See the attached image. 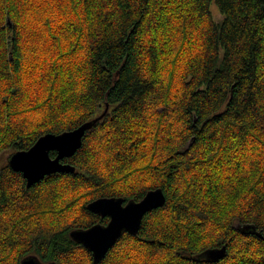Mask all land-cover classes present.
I'll use <instances>...</instances> for the list:
<instances>
[{
  "label": "trees",
  "instance_id": "trees-1",
  "mask_svg": "<svg viewBox=\"0 0 264 264\" xmlns=\"http://www.w3.org/2000/svg\"><path fill=\"white\" fill-rule=\"evenodd\" d=\"M106 111L64 160L74 173L0 176V264H92L70 232L108 223L87 205L135 200L142 179L167 202L100 264H205L217 232L218 264H264V0H0V147ZM89 170L105 187L81 196Z\"/></svg>",
  "mask_w": 264,
  "mask_h": 264
},
{
  "label": "snow or ice",
  "instance_id": "snow-or-ice-1",
  "mask_svg": "<svg viewBox=\"0 0 264 264\" xmlns=\"http://www.w3.org/2000/svg\"><path fill=\"white\" fill-rule=\"evenodd\" d=\"M79 119V118H78ZM84 120H87V115H84ZM79 146L76 137L65 136L59 140L45 141L41 147L37 148L29 155L23 157V161L34 172L43 176L45 173L52 175L55 178L57 168L53 163L56 158L53 156L51 159L48 156V149L55 148L61 154H71L76 151ZM21 158L17 157V161ZM12 162V154L7 148L0 147V176L10 166ZM131 170V169H130ZM76 179L79 181L80 186L85 190L81 191V196H86L88 193L95 194V187H105L104 178H97V175L91 170L86 172L85 176H78ZM94 187L90 188L89 185ZM133 189L136 192L134 199L140 202V206L126 205L121 207L124 203L123 200H101L97 203L93 211L99 213L101 216L111 217L108 223H105L103 227H97L95 230L88 233V236L93 242H99L105 245V251L111 246L112 242L121 237L124 231L131 230L134 225L144 215V211L155 208L158 205L160 191L158 186L153 181L152 183H145L143 179L139 182L132 181ZM132 189H130L131 191ZM79 199L78 197L76 198ZM245 214L248 213V209L242 210ZM83 217H74L76 223H80ZM243 217L241 216V210H237L235 213L229 216H224L219 221V228L224 231L225 234L232 229L234 232L239 230V226L242 223ZM73 222L69 221L71 225ZM74 226V225H73ZM219 236V232L216 233ZM216 236L211 237L215 239ZM211 239L205 240L202 247L206 250V255L202 257L205 264H218L220 259V253L212 248ZM23 256L24 253L22 252ZM24 264H38V261L33 257L32 259H26Z\"/></svg>",
  "mask_w": 264,
  "mask_h": 264
},
{
  "label": "water",
  "instance_id": "water-1",
  "mask_svg": "<svg viewBox=\"0 0 264 264\" xmlns=\"http://www.w3.org/2000/svg\"><path fill=\"white\" fill-rule=\"evenodd\" d=\"M106 113H107V111L103 115H100L98 118L82 124L80 127H78L75 130L66 131V132H63L61 134L47 133V134L41 136L29 150L18 151V152L13 153L12 154V162L10 163V167L15 172L21 173L23 175L24 179L27 181V187L31 188L32 186H34L35 184L44 180L47 176H50V175L48 173H45L43 176H41L39 173L32 171L27 166V164L23 161L22 158L29 155L31 152H33L37 148L41 147L42 143L45 141L59 140L65 136H72V137L77 138L78 144H79V146L77 147L75 152H73L71 154H61L55 148H49L48 149V156L51 159L52 158L51 152L56 153V156H55L56 159L54 161H52L53 163L56 164V168H57L56 174L74 173L76 171V168L71 164L64 163L63 161L65 159L73 157L82 148L83 140H84L86 133L88 131L92 130L94 128V126L105 116ZM17 157H19L21 159L19 161H17ZM158 190L160 191V197H159V202H158L157 207L144 211L143 217H141L134 225H132V229L124 231L121 234V237L116 238L112 242L111 246L107 248V251H105V245L104 244L99 243V242H93L92 239L88 236V233L95 230L97 227L102 228L104 224H101V223L95 224L89 228H81V229L72 230L70 232V236H71L72 240L74 242L82 245L84 248H86L89 252L92 253V256H93L92 264H100L106 258L109 251L117 244V242L125 234L137 236L141 230V226H142V223H143L145 216L147 214L153 212L154 210H157V209L163 207L166 204L167 198L164 194L163 189L158 188ZM102 199L103 200H110V201L111 200H116V201L123 200L124 203L121 205V207H124L126 205H133L136 207L140 206L139 201L130 200V201L126 202L123 198H120V197H102V198H99V199H96V200L90 202L87 205L88 211H90L91 213H93L97 216H100L102 218H109V221L111 220V217L101 216L99 213L93 211L95 205L97 203H100ZM214 250H216L220 253L219 262L225 258L226 254H227V247L226 246H223L221 248H217ZM205 255H206V253H205ZM200 256H202V255H200ZM33 257H35V256H30V257H27L26 259H32ZM26 259H24L22 261V264H24ZM35 259L38 261V264H57V263H42L37 257H35Z\"/></svg>",
  "mask_w": 264,
  "mask_h": 264
},
{
  "label": "rangeland",
  "instance_id": "rangeland-1",
  "mask_svg": "<svg viewBox=\"0 0 264 264\" xmlns=\"http://www.w3.org/2000/svg\"><path fill=\"white\" fill-rule=\"evenodd\" d=\"M212 12H213V15L216 19H221V14H220L219 10L216 8V6L212 7Z\"/></svg>",
  "mask_w": 264,
  "mask_h": 264
},
{
  "label": "bare ground",
  "instance_id": "bare-ground-1",
  "mask_svg": "<svg viewBox=\"0 0 264 264\" xmlns=\"http://www.w3.org/2000/svg\"><path fill=\"white\" fill-rule=\"evenodd\" d=\"M91 121V120H90ZM80 127V126H79ZM64 162V161H63ZM65 163V162H64ZM69 164V163H68ZM26 184H27V181H26ZM162 189V188H161Z\"/></svg>",
  "mask_w": 264,
  "mask_h": 264
},
{
  "label": "flooded vegetation",
  "instance_id": "flooded-vegetation-1",
  "mask_svg": "<svg viewBox=\"0 0 264 264\" xmlns=\"http://www.w3.org/2000/svg\"><path fill=\"white\" fill-rule=\"evenodd\" d=\"M102 218V217H101ZM104 219V218H103ZM109 222V221H108Z\"/></svg>",
  "mask_w": 264,
  "mask_h": 264
}]
</instances>
